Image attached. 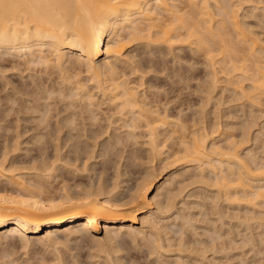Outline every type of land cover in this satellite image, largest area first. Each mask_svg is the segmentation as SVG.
<instances>
[{
	"label": "bare ground",
	"instance_id": "6f19581e",
	"mask_svg": "<svg viewBox=\"0 0 264 264\" xmlns=\"http://www.w3.org/2000/svg\"><path fill=\"white\" fill-rule=\"evenodd\" d=\"M256 40L260 41V43ZM263 42L264 0H0V79H2V81L0 80V85L2 84L5 90L7 84H14V80L6 79L5 75H3L6 72L5 70L8 69L3 68L5 61H8L4 55H8V57L15 56L18 59H22L25 63H32L31 65L34 63L41 65V67L44 66V69L47 70L45 73L49 75L48 77L51 78L50 75L53 74L55 77L57 75L59 79L58 81L49 79L51 80L50 86L45 81L48 87L42 84L46 88L40 89V91L36 87L39 92L36 89L34 93L33 90H29V83H21V86L11 85L10 88L12 90H10L12 93L6 92V97L16 93L23 96H20L22 98H20V108L17 107L18 110L15 108L17 113L20 112L19 114L22 115L23 113L25 114V110L31 111L32 109L33 111L34 109L33 115L37 111L39 115L34 116L36 124L32 127L33 130L36 129V132L35 134H29V136L26 135L29 127L27 129L22 126V122H28L30 116L25 118V116L16 114L14 128H11L8 124L4 125L7 128L10 127V130H14L10 133L8 129V134L6 128L5 132L7 134L5 133L6 136L3 134L5 138L2 137L4 138V144H2L3 148L0 156V243L4 240L5 247L8 246L10 249V246L12 247L18 242L17 239L26 245L32 243L33 238L43 242V240L55 239L58 233H63L65 236L75 233V236H79L82 240L89 239L100 244L103 239L112 240L113 237H116V234L118 236L119 233L123 232L132 235L134 238L135 235L138 236L143 233V225L146 224L147 226L149 225L147 230L150 229L148 235L146 234L148 236L147 240L152 243V245L147 241L149 244L146 243L145 245L143 243L145 246H150H148L149 248L147 247L148 253L150 255L154 253L155 259L159 258L157 261L159 260L160 264L170 263L172 239L166 238L168 240L165 242L167 246L164 244L162 240H165V238L162 239L161 235L163 236L166 230L161 234L158 224L161 221L172 220L174 222L177 218L179 219L180 210L172 218L169 217H171L172 212L170 210L172 208L178 211L175 202L177 197L175 196L181 192L179 191L175 195L172 192L173 190H169L167 195L163 194L164 196L161 200L159 197L157 199V194L154 192V195L149 200L147 193L151 189L155 188V191L161 189V184H156L153 181V176L155 175L152 176V173H146L133 187L127 186L128 188L124 192L126 188L121 183L125 180L118 179L122 173V171L118 170V166L117 170L115 169L116 177L111 182L106 177L101 176L102 172H104L102 170L101 174L98 173L100 176L98 175L97 180H90L87 172L90 170L94 171L95 168L93 169L94 160L92 159L93 161L90 162L88 158L96 156L92 154L94 151L91 147L93 148L99 142L102 145L106 143V146L108 147L109 145L112 150L117 144L126 146L141 142V144L148 146L149 153L155 158L162 155L165 145L172 144L174 146V143L177 148H174L175 151H171V154L167 152V157L169 155V157L172 156L174 161L182 159L190 165V168L191 165L196 166L198 169H194V167L193 169L198 170L200 179L203 180L204 178L205 181L209 179L207 181L209 186L210 184L211 186L214 185L216 192L221 195V198L223 196L228 204L248 206L249 209L252 208L251 210L248 209L249 214L252 216H255L256 213L253 209L259 208V205L264 210L263 154L261 157L255 156V152L250 153L252 151L251 148L245 152L243 151L244 154L241 155L238 141L230 140L229 136L221 139L223 143L219 142L218 144L217 141V143L212 141L216 131L215 127H212L213 125L206 124L201 117L200 121L194 117L188 125L189 119L186 121L183 118V120L181 115L180 118L177 113L178 117L174 118L171 112V105L169 106L164 101L166 98L162 102L159 98L154 99L152 97L153 99H149L146 98V95L142 96L145 92L140 93V95L137 87L132 86L131 80L124 76L126 73H121L122 70H119V63L122 68L127 67L128 69L130 67L131 74L138 72V69H140L142 57L136 58L134 54H131L133 50H130L133 46L139 47L143 45L148 48L147 51L154 52L152 49H155L159 54L165 49L166 51H164L167 54H163V52L161 54L166 56L170 54L171 61L175 63L181 59L191 61V64L188 63L190 66L195 63H201L206 69L204 77L207 81L205 78L204 81L209 82L207 84L210 86L207 88L213 91L216 87L215 83L220 79L226 82L234 80V82L239 83L238 85L235 83V86L231 85V91L234 95H238L236 97L241 96L238 99L242 97L246 99L255 98L253 101L248 100L252 103L255 102L259 95L264 96ZM182 46L189 48L190 55L183 57L178 52H175V50L179 51ZM69 54H74L75 57L72 58ZM102 55L104 56L101 58ZM151 55L153 54L150 53ZM163 58L161 61L165 62L164 59L166 57ZM148 60L149 63H152L150 58ZM12 66L14 67V64ZM17 66L15 68H20V66ZM27 66L31 67L28 64ZM83 73L86 76L85 78L81 77ZM127 74L131 75L130 73ZM141 75L143 74L141 73ZM172 76H175V74ZM177 77L180 80L182 79L181 74H177ZM243 80L248 81L246 87L240 85ZM39 81L42 82V79H39ZM86 81L89 82V85L91 84L90 87L96 92H92ZM30 82L31 86L32 81ZM40 83L37 84L41 85ZM4 90L3 92H5ZM94 92L99 93L100 98L95 96L97 94ZM51 94L53 95L51 96ZM57 95L60 99L56 98L58 97ZM229 95L231 96V94ZM13 97L11 96V101H13ZM17 97L15 98L18 101L19 97L18 99ZM51 97L54 100L56 99L58 103L65 101L64 105H61L66 108L64 110H62L63 108L57 109L56 107L59 104L53 101L58 104L53 105V110L51 107L53 103L49 101ZM208 97L209 95H207ZM98 99L111 105V110H114L111 113L112 117L115 115L118 118L116 119L121 121V123L116 122L117 124L120 123L117 126L118 128L120 126L124 127L125 132H122L124 130L120 131V133L112 131L116 134L110 135L111 132L108 129H104L108 128L106 123V127L103 126L102 131H98L93 127L95 122L99 125L97 121L99 118L97 117L100 111H97V109L98 107L101 108V105L98 106V102H100ZM22 109L24 112L21 114ZM5 110L6 108L3 111L5 112ZM52 110L56 111L54 115L51 113ZM26 113L28 112L26 111ZM49 113L53 116H50ZM5 114H7V111ZM32 117L33 122L34 119ZM49 117H54L53 126L49 123L50 121L48 122V120H51ZM113 120H111L112 123ZM184 121L187 122L186 125ZM116 127L113 129H117ZM245 128L243 127V130ZM227 129H231V127ZM103 133L105 137H102ZM243 134L245 133L243 132ZM28 138L32 140H29V143L36 141L38 144L45 145V143L50 142L53 153L49 154L46 152L50 146L47 147L48 143L45 147L39 144L42 150H39L40 147L39 149L37 148L40 151H38L39 154L37 156L33 157L30 155L32 156L30 158H18L17 154L20 150H24L27 153L26 150L28 148L26 149L22 144L26 145ZM138 139H141V141ZM238 139L242 140V138ZM246 139L245 141H247ZM240 143L239 145L241 146ZM44 148H46V151ZM104 150L107 149L104 148ZM112 150L111 152H113ZM115 151L117 152L118 149ZM121 151L123 152V150ZM262 151L264 150L261 149L260 152ZM130 157L135 160L140 156L136 154ZM172 160L170 159V161ZM170 161L168 162L170 163ZM59 170H63L66 173L63 171L62 173L64 174L59 173ZM84 171L89 182H87L88 179H85L82 173ZM124 172L126 171L124 170ZM207 174H211L213 178L207 177ZM85 180L87 181L85 182ZM195 181H198V179H195ZM220 195L219 199H221ZM152 200L154 204L156 203L155 211L149 208V201ZM180 209L182 210L183 208ZM164 210H169L170 213L167 211L169 214L165 215L167 212L164 214ZM159 211L162 212L161 216H159ZM252 211L255 213H251ZM146 212H148V215L140 219L141 226L136 227L135 221L138 220L140 214ZM261 213L257 211L258 215ZM227 216L225 218H228ZM236 216L238 218V213ZM250 216L248 218L250 221H246L247 223H252L253 220L251 222V219L258 217L256 215L250 218ZM155 217H159L158 220ZM245 218L243 217V220ZM259 218L256 220H261ZM186 220L183 217L182 223L191 224V222L189 223ZM256 220L254 221L255 224ZM63 226H66V228L63 229ZM43 230L44 235H41ZM100 230L104 232L102 237L97 235ZM111 231L115 236L112 235ZM157 233L161 234L160 237ZM259 233L260 231H258ZM156 234L158 237H156ZM167 234H169L168 231ZM151 238L153 239L151 240ZM179 238L183 241L181 237ZM180 243L182 244L183 242L179 241L177 244L180 245ZM179 247H175L178 248L177 252L181 250ZM183 248V252L186 253V246ZM190 250L187 249V252L189 251L190 253ZM189 253L187 254L190 256ZM196 253L194 252L192 257ZM199 253L197 254L200 255ZM180 255L177 258L175 257V264H185L184 261L187 259L183 260L182 255Z\"/></svg>",
	"mask_w": 264,
	"mask_h": 264
},
{
	"label": "rangeland",
	"instance_id": "374dc122",
	"mask_svg": "<svg viewBox=\"0 0 264 264\" xmlns=\"http://www.w3.org/2000/svg\"><path fill=\"white\" fill-rule=\"evenodd\" d=\"M256 41L258 43H260V41H258V40H256ZM263 44H264V42H263ZM263 44H261V45H263ZM134 47L135 46H133L132 49L130 48L131 50L128 49L130 51L133 50L131 52V54H134V56L136 58L142 57L146 62L141 58L142 62L143 61L144 62L143 63L141 62V65L139 67L140 69H138V72H136L134 74H131L130 67H128V69H127V67L122 68L120 63H119V70L120 71L122 70L121 73H126L124 76H126L127 78H129L131 80L132 86H134L135 88L137 87L139 94L142 92L143 93L145 92L144 94H142V96L146 95V98H149V99H153V98L158 99L159 98V99H161L162 102L166 101L169 106L171 105V108H172L171 112H172V116H174V118L178 114L179 117L181 115V117H182V118L180 117L181 119L184 118L186 121L189 119L188 123L184 121L185 125H186V123H187V125L190 124V120L193 119L194 117H195V119H197L199 121L201 120L200 117L203 118L202 120L204 122H206V124H209V125L211 124V125H213L212 127H215V130H216L215 133H217V134L214 133V139L212 141H215V142L217 141L218 144H219V142L223 143L222 142L223 140H221V139H224V137L227 138L229 136L230 140L238 141V148H239V152L241 155H243L247 149H251V148H252L251 149L252 151L250 153L255 152V156L258 155V157H261L264 155V151H262L263 153L260 152L261 149L264 150V147H263L264 146V96L259 95L257 97V95H256L257 101L255 100V102H252V103L250 101H253L255 98L254 99H246L245 97H242L243 99L242 98L238 99L241 96L236 97L238 95L235 96L234 93L231 91L232 90L231 85L233 84V86H235L234 84L236 83V82H234V80L233 81L231 80L232 82H234V83H232V82H229V81L226 82L223 79H220V80H218L219 82L217 81L215 83L216 87L212 91L211 89L207 88V87H210L208 85L209 82L204 81L206 69L201 63H198V64L195 63L196 65L193 64V66L192 65L190 66V65H188V63L191 64L190 63L191 61H188L186 59H185V61H188V62H185L184 59H181V60H179V62L176 61L177 63H175V62L171 61V55L170 54L167 56L163 55V54H167L165 52L166 51L165 49H163V51L160 50L163 52V54H161L162 52L159 54V52H157V50H155V49H152V50H154V52L153 51H151V52L147 51L148 48L143 46V45H141L139 47L137 46L135 48ZM175 52H178V54L182 55L183 57L185 55H188V54L190 55L189 48L184 47V46H182V48L179 51L175 50ZM180 52H182L183 54ZM150 53L153 55L150 56ZM69 55L72 58L75 57L74 54H69ZM5 56L7 57L8 61H5L3 68H5V69L8 68L7 69L8 71L4 69L6 72H4L3 75H5L6 79L14 80V84H11V85L16 84L18 86H21L23 83H29L28 89L33 90V93H34L36 87H38L37 89L39 91H40V89L46 88L45 86L42 85V84H45V81L50 86V81L52 79H54V81L59 80L57 75L55 77V75L52 74V75H50L51 78L48 77L49 75L47 73H45L47 70L44 69V66L41 67V65H39V64L33 63V65H31L32 63H25V62H23L22 59H20V58L18 59L15 56L8 57V55H4V57ZM103 56L104 55H102L101 58ZM163 57L164 58L166 57V58L164 59ZM148 58H150V62H152L154 64L149 63ZM162 58L165 60V62L161 61ZM158 59H159V61H158ZM166 59H167V61H166ZM147 60H148V62H147ZM162 62H164V63H162ZM172 63H174V64H172ZM13 64H14V67L12 66ZM23 64H25L26 66ZM27 64L31 67H28ZM15 65L20 66V68L18 66H17L18 68H15L16 67ZM184 66H185V68H184ZM12 67H13V69H12ZM24 67H25V69H24ZM32 67L34 68L35 71L33 70ZM3 68H1V69H3ZM26 68H28V69L26 70ZM41 68H43V69H41ZM19 69H21V70H19ZM9 70H11V71H9ZM22 70L25 72H23ZM141 70H143V71H141ZM173 70L174 71L176 70L177 72L175 71V73H174ZM127 73H130L131 75H129ZM141 73L144 75V77H143V75H141ZM173 73L175 74L176 77L172 76V75H174ZM176 73L181 74V76H182L181 80L182 81L177 77ZM35 74L37 77L35 76ZM9 75H10V77H9ZM140 76H141V79H140ZM38 77H40V78H38ZM81 77L85 78L86 76H84V73H83V74H81ZM185 77H186V79H185ZM39 79L40 80L42 79V82L39 81ZM49 79H51V80H49ZM134 79H136V80H134ZM0 80L2 81V79H0ZM29 80L32 81L31 86H30L31 82ZM205 80H206V78H205ZM24 81H26V82H24ZM172 81H173V83H172ZM140 82L141 83L143 82L142 85ZM241 82H240L241 86L243 85L246 87L248 85V81L243 80ZM37 83H40L41 85H39ZM88 83L89 82H87L86 84H88ZM47 84H45V85L47 86ZM137 84H140V85L137 86ZM238 84L239 83H236V85H238ZM11 85L7 84V87H5V90H4L3 85L2 84L0 85V97H1L0 98V105H2V106H0V115L3 114L0 116V126H1L0 127V156H1V153H2L1 151L3 148L2 144H4V141H3L5 138L4 135L6 136V134H7L6 132H8V134H9L10 127L14 128L16 114L19 116H23V117L25 116V118L26 117L29 118V116H30L28 122L27 121L22 122V126H25L27 129L29 127V129L27 131L28 133L26 134L28 136H29V134H33V133L35 134L36 129L33 130V128H32L36 124L34 116L39 115L38 111L33 115V112H35L34 109H33V111L31 109L32 113L30 110H25V114H24L23 109H22L23 111H21V114L23 113L22 115L19 114L20 112L17 113V110H18L17 107L20 108L19 103L21 104L20 98L23 96L20 94L18 95L17 93H16L17 95L11 94L12 97L14 96L13 101L10 100L11 96L7 95V97H6V92L9 91L12 93V91H11L12 89L10 88ZM90 86H91V84L89 85V87ZM31 87H33V88H31ZM55 87L57 88L56 84H55ZM37 89H36V91H38ZM90 89L92 90V92L93 91L96 92V90H94L93 88L90 87ZM3 90L5 92H3ZM95 94H97L95 96H99V93H95ZM229 94H231V96ZM52 95L53 94H51V96ZM54 95H56V94L54 93ZM207 95H209L208 98H207ZM8 96H9V98H8ZM17 96L19 97L18 101L15 98ZM156 96H157V98H156ZM18 97H17V99H18ZM54 98H55V96H54ZM56 98L58 99L59 96ZM99 98H100V96H99ZM165 98H166V100H164ZM7 99H8V102H7ZM248 100H250V101H248ZM49 101H52V103H53V104H51L52 105L51 107L53 110H54V106L58 105V104L59 105L56 107L57 109L64 107L63 105H64L65 101L63 103H58L56 101V99L54 100V99H52V97H51V100H49ZM53 101H56L58 104H55ZM58 101L60 102V100H58ZM9 102H10V104H9ZM17 102H18V106H17ZM98 103H99V105L97 104L98 106L101 105L100 106L101 108H99L97 106L98 107L97 111L98 110L100 111V113L97 112L99 114V116L97 118H99L100 121L98 119L97 121L99 122V125H97L98 123L95 122V124H94L95 126L93 125V127L95 129H97L98 131H100V130L102 131V128L106 127L105 126V123H106L108 128H104V129H108L111 132L110 135L116 134V133H113L116 131H117V133H120V131H122V130H124L122 132H125L124 127L122 128L120 126L118 128V126H117L118 124L121 123V121H118L117 120L118 118L115 115L112 117L111 113L114 110L113 111L111 110L112 109L111 105H109L106 101L105 102L100 101ZM61 104H63V105H61ZM250 105H251V107H250ZM95 107H96V105H95ZM5 108H6V110L4 112L3 110ZM65 108H63L62 110H64ZM53 110H52V112L51 111L50 112L53 113V115H54V113H56V111L54 112ZM101 110H103V111H101ZM179 110H181V111H179ZM6 111H7V114H5ZM26 111L29 114L26 113ZM251 112H252V114H251ZM102 114H103V116H102ZM49 115L51 116L52 114L49 113ZM106 115H111V116H106ZM2 116H3V118H2ZM31 117L34 119L33 122H35V123L32 122ZM196 117H198V118H196ZM1 118H2V120H1ZM50 118L51 117H49V119ZM113 119L116 121H114ZM53 120H54V117L51 118V120H48V122L50 121L49 123L52 125L54 123ZM111 120H113V123L111 122ZM3 122H5V123H3ZM116 122H120V123L117 124ZM215 122H217V123H215ZM253 122H254V124H253ZM109 123H112L113 125L109 124ZM7 124L10 126V127L8 126L9 128H7V126H4ZM243 125H245V126H243ZM248 125L250 126V128ZM97 126H98V128H97ZM113 126H115V127L117 126L116 127L117 129H113V128H115ZM30 127H31V129H30ZM225 127H227V128L231 127V129H227ZM243 127L244 128L247 127V128H245L243 130ZM6 128H7V130L8 129L9 130L7 131ZM5 130H6V132H5ZM13 130L11 129L10 133H12ZM29 130H30V132H29ZM243 132L245 134H243ZM104 135L105 134L103 133L102 137H105ZM241 135H242V137H241ZM2 137H4V138H2ZM238 138H242L243 141L241 139H238ZM255 138H256V140H255ZM245 139L247 141H245ZM253 139H254V141H253ZM29 140L32 141L31 139L28 138V143L26 144L27 146L22 144L23 147H25L26 149L28 148L29 150L28 149L26 150L27 153H25L24 150H20L17 154L18 158L23 159V158H30L32 156L35 157L39 154L38 151L42 150V147L43 146L45 147L46 144L48 143V142L45 143V145L39 143L42 146V147H40V145L38 143H36V141L29 143ZM139 141H141V139ZM241 141H242V143H240ZM171 143H172V140H171ZM239 143L241 144V146L239 145ZM103 145L101 142H99L98 144L94 145L93 148L91 147V149H93V151H94L92 154H94V156L95 155L96 156L94 158L90 157L91 159L88 158V160L90 162H92L93 160L95 161V162L93 161V163H94L93 169L95 168L94 171L90 170L87 172V175H88V177H90V180H92V181L97 180V178L101 174L100 172L104 171V172H102L101 176L106 177L108 179V181L111 182V180L115 179V177H116L115 169L117 170V166H118V170H120V172L122 171L121 176L118 177V179L121 178L123 181L125 180L123 182L124 184L121 183V185H123L126 188L124 192H126V190L128 188L127 186L133 187L138 181H140V179H142L146 175V173H152V176L155 175L156 177L153 176L154 177L153 181L156 182V184H161V187H160L161 189L160 190L158 189L159 191L158 190L155 191V188H153L150 190V192L147 193V198L149 200H150L151 196L154 195V192H155V194H157V196H156L157 199L159 197L160 200L163 198L164 195L168 194L169 190L170 191L173 190L172 192L175 195L179 191L181 192V193L177 194L178 196L177 195L175 196V197H177V198H175V202H176V206H177L178 211H176L172 208L170 210V212H172V214L170 215L171 217H169V218H172L180 210L181 212H179V214H178L179 219L177 218L178 220L176 219V221L174 220V222L172 220H169L170 222L169 221H167V222L161 221L158 224V226H160L159 231H161V234H163L164 231L166 230V233L163 234V236L161 234L157 233L159 235V237L161 235L162 239L165 238V240H162V241H164V244H165V242L168 241V240H166V238H169L170 240L172 239L171 240V247H170V248H172L171 249V260L169 261L171 264H175L176 258L179 256V254L182 255L183 253L184 254L182 256L181 255L180 256L182 257L183 260L187 259L186 261H184L185 264H193V263H195V264H264V240H263L264 239L263 238L264 237V235H263L264 234V229H263L264 228V219L262 221V218H264V212H263L264 210L262 208H260L262 206L259 205V208L253 209L256 211V213L253 211L251 212V213H255V216L257 215L258 217H260L259 219H261V220H259L260 221L259 222V221H257L258 217L256 218L253 215L255 218H252L253 216L251 214H249L250 213L249 210H251L252 208L249 209L248 206L246 207L243 204L242 205L241 204H239V205L234 204L233 205V204L229 203L230 204L229 205L224 200L223 196L221 198V195L216 192V190L214 189L215 188L214 185L211 186V184H210V186H209V184L207 182V181H209V179L208 180L206 179V181L204 178H203V180L200 179L201 177L199 176L198 170H194L195 168L198 169L196 166L191 165V168H190V165L185 163V161L182 159H176V161H174V158L172 156L169 157L170 156L169 155L168 156L169 158L167 157V155H168L167 152L169 154H171V151L173 152V151H175L174 148L175 149L177 148V147H175L176 145L174 143H173L174 146H172V144L171 145H168V144L165 145V148L162 152V155H160L161 157L160 156L158 157L159 159L157 157L155 158L154 156H152L148 151V146L144 145L143 143L141 144V142H138V144L137 143L128 144L126 146H123L121 144H119V145L117 144V145H115V148L113 150L109 145L107 147L106 143ZM236 145H237V143H236ZM99 146H101V147H99ZM166 146H170V147H167L169 149H167ZM39 147H40V149H39ZM47 147H48V151L45 150L46 148H44V150L46 152H48L49 154L53 153L52 152L53 148L51 147L50 142L47 144ZM122 147H125V148H122ZM101 148L103 150H104V148L107 150L103 151ZM117 149H118V151L116 152L115 150H117ZM111 150L113 152H111ZM121 150H123V152ZM126 151H127V153H126ZM112 153H113V155H112ZM164 153H166V154H164ZM129 154H130V156L137 154V156H140V157H138L139 159L138 158L135 159L136 160L135 161V160H133L132 157L129 156ZM30 155H32V156H30ZM103 156H104V158H103ZM119 157L121 160L122 159L123 160L121 161L119 159ZM170 159L171 160L173 159V160L170 161ZM89 161H88V163H90ZM168 161H170V163ZM86 162H87V160H86ZM116 162H118V163L116 164ZM123 162L124 163L127 162L128 165H127V163L124 164ZM130 163H132V164H130ZM164 164H165V166H164ZM124 165H127V166H124ZM120 166H122V167H120ZM193 167H194V169H193ZM124 170L126 172H124ZM62 171L63 170H61L59 173H62ZM195 171H197V172H195ZM89 172H90V175H89ZM64 173H66V172H64ZM64 173H62V174H64ZM82 173L84 174L85 171ZM98 173H100V174H98ZM183 173L184 174L186 173L185 176ZM69 174H71V173H69ZM85 174H84L85 179H88V178H86L87 175H85ZM179 175H180V177H179ZM84 176H82V177H84ZM208 176L210 178L212 177L211 174H207V177ZM181 177L182 178L184 177L185 180H184V178L182 179ZM190 178H191V180H189ZM193 178L198 179V181H195V179H193ZM192 180H194V181H192ZM86 181L87 180H85V182ZM199 181L205 182V183H201ZM87 182H89V179ZM167 183L169 185L170 184L171 185L169 186ZM178 183L180 185L181 184L182 185L180 186ZM209 183H211V182H209ZM169 187H170V189H169ZM175 189L178 191H176ZM215 194H217V195H215ZM158 195H160V196H158ZM219 195H220L221 199H219ZM203 197H205V198H203ZM213 198H215V199H213ZM149 203H150L149 208H151L153 211H155L156 210V203L154 204L153 200L149 201ZM214 206H215V208H214ZM218 207H220V208H218ZM180 208H183V209L181 210ZM244 209L246 212L244 211ZM242 210H243V212H242ZM167 211L169 212V210H166V211L164 210L163 213L165 214ZM208 211L209 212L211 211V212L209 213ZM257 211L259 213L262 212L263 214L261 213L258 215ZM168 212L165 215L170 213V212L169 213ZM241 212L243 215L241 214ZM147 213L148 212L139 215L138 220L135 221L136 227L141 226V223H140L141 220L140 219H142V217H144L145 215H148ZM159 213H158L159 216H161L162 212L159 211ZM226 213L228 216L226 215ZM237 213H238V218L236 216ZM164 214H162V215H164ZM204 214H205V216H204ZM244 214H248V215H244ZM225 215L228 218H225L226 217ZM187 216H188V218H187ZM249 216H250V218H252L251 222H252V220L254 222L257 219L256 224H255V222L254 223L253 222L252 223L246 222V221H250V219H248ZM183 217H184V219H187L189 221V223L191 222V224L182 223ZM218 217L220 220L218 219ZM243 217L244 218L246 217V218L243 220ZM158 218L159 217H157L156 219L158 220ZM238 219H240V220H238ZM236 220H238V221H236ZM221 222H223V223H221ZM258 222L260 225L258 224ZM185 224H187V226H185ZM190 225H191V228H190ZM249 225H251V226H249ZM148 227H149V225L147 226L146 224H144L143 230H142L143 233H141L138 236L135 235L136 237L134 236V238L132 237V235H129V234L123 232V233H119L118 236L116 234V237L115 238L113 237L114 239L112 238V240H106V239L104 240L103 239L102 240L103 242L101 241L100 244L95 243L93 241H90L89 239H87V240L83 239L82 240L81 238H79V236L76 237L75 233L67 235V236H65L63 233H61V234L58 233L56 235L57 238L56 237H55V239L53 238L54 240L53 239H51V240L49 239L46 241L43 240V242L41 240H36V238L35 239L33 238V240H32L33 242L32 243L29 242L30 244H26V245H24V242L19 241L17 239L18 242H16V244H14L15 247H14V245H12V247L10 246V249L8 246L5 247L6 246L5 241L2 240L3 243L2 242L0 243V264H160L159 260L157 261V259H159V258L155 259L156 256L154 255V253L153 254L151 253L152 255H150L148 253L147 247L149 245L145 246L147 242H150V240L149 241L147 240L148 239L147 235H148L149 230H150V229L147 230ZM161 227H162V229H161ZM164 227H165V229H164ZM62 228L64 229V228H66V226H63ZM167 231L169 234H167ZM228 231H229V233H228ZM258 231H260L259 234H258ZM262 231H263V233H262ZM111 233H113V232L111 231ZM103 234H104V232L102 230H100L97 233V235H100L101 237L103 236ZM41 235H44V230L41 233ZM112 235L115 236L114 233ZM158 235L156 237H158ZM182 236H184V237H182ZM179 237H181L183 241H181ZM142 238H143V240H141ZM144 238H145V240H144ZM153 238H151V240ZM251 239H252V241H251ZM179 241L183 242V243L182 244L180 243V245H178L177 243H179ZM200 241H201V244H200ZM55 242H57V243H55ZM147 244H149V243H147ZM172 244H173V246H172ZM202 244H204V245H202ZM121 245H122V247H121ZM150 245H152V243ZM201 245H202V247H201ZM179 246H181V247H179ZM185 246H186V253L183 252V250H184L183 247H185ZM203 246H204V248H203ZM175 247H179V248H181V250H179L177 252L178 248H175ZM197 247H199V248H197ZM187 249H189V250L191 249L190 253H189V251L187 252ZM181 251H182V253H181ZM201 251L203 252L204 255L202 254ZM194 252L195 253L200 252L199 253L200 255H198L196 253V255H194L195 257L194 256L192 257ZM187 253H189L190 256ZM197 255H198V257H197ZM187 256H188V258H187ZM110 257H111V259H109Z\"/></svg>",
	"mask_w": 264,
	"mask_h": 264
}]
</instances>
